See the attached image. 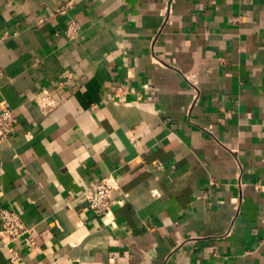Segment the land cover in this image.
Segmentation results:
<instances>
[{
    "label": "crops",
    "instance_id": "obj_1",
    "mask_svg": "<svg viewBox=\"0 0 264 264\" xmlns=\"http://www.w3.org/2000/svg\"><path fill=\"white\" fill-rule=\"evenodd\" d=\"M0 68L16 264H264V0H0Z\"/></svg>",
    "mask_w": 264,
    "mask_h": 264
},
{
    "label": "built area",
    "instance_id": "obj_2",
    "mask_svg": "<svg viewBox=\"0 0 264 264\" xmlns=\"http://www.w3.org/2000/svg\"><path fill=\"white\" fill-rule=\"evenodd\" d=\"M66 31L68 36H73L79 30L77 21L70 20L67 23ZM3 76V70L0 68V78ZM62 84V82H59ZM125 85L119 84L115 91H124ZM33 101L43 112H47L56 107L58 101L51 94L48 88H41L33 95ZM16 117L11 107L7 103L0 105V137H8L15 129ZM118 183V176L114 173L98 179L81 193L85 199L87 207L94 214L102 216L107 221V215L114 204L112 192ZM257 186L264 189V184L258 183ZM22 240L30 249L35 246V239L30 227L24 224V221L18 211L10 208L0 207V240L3 241L9 253V263H19L21 251L15 247L14 242Z\"/></svg>",
    "mask_w": 264,
    "mask_h": 264
}]
</instances>
